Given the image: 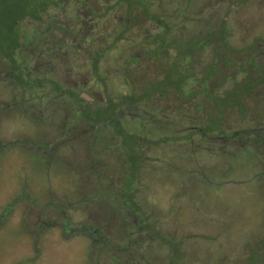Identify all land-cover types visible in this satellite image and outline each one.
Listing matches in <instances>:
<instances>
[{"label": "flooded vegetation", "instance_id": "obj_1", "mask_svg": "<svg viewBox=\"0 0 264 264\" xmlns=\"http://www.w3.org/2000/svg\"><path fill=\"white\" fill-rule=\"evenodd\" d=\"M41 1V8L15 22L18 45L9 54L0 51V154L21 150L47 173L55 168L75 173L80 181L72 189L105 176L102 152L112 153L106 143L123 141V132L138 143L141 124L150 137L169 131L153 125L171 106L169 87L163 100L154 94L162 87L159 76L177 60L200 85L210 60L219 69L226 57L230 78L215 74L214 88L232 91L261 78L264 90V16L251 36L247 21L250 6L262 0ZM242 8L246 37L230 23ZM256 11L259 15L260 8ZM193 47L198 48L188 52ZM99 146L105 149L95 151ZM116 172L120 179L123 171Z\"/></svg>", "mask_w": 264, "mask_h": 264}, {"label": "rangeland", "instance_id": "obj_2", "mask_svg": "<svg viewBox=\"0 0 264 264\" xmlns=\"http://www.w3.org/2000/svg\"><path fill=\"white\" fill-rule=\"evenodd\" d=\"M257 2L250 6V18H247V21L250 20L249 23L252 26L249 30L250 36L253 31L261 29L259 27L255 28L254 24L260 22L261 17L264 16V7H261V4L264 5V1ZM220 3L221 7L226 5L222 2ZM42 5L43 2L41 0H0V51L4 52V54H9L11 49L18 45V33L15 29V22L24 15L37 11L38 7L41 8ZM259 8L260 13L258 15L256 10H259ZM240 10L236 12L232 19L233 21L230 23L231 27L238 28V36L246 37L248 36V30H244L246 26L244 11L243 8ZM222 33L224 32L220 31L219 35ZM194 48H188V52L194 50ZM260 48L258 47V49ZM223 61V63H226L225 59ZM179 63L180 60H177L169 67L168 70L171 68L173 70L169 73L167 82L178 81L180 78ZM262 80L261 78L257 81L248 80L246 83L235 87L230 92L231 95L225 100L227 102L240 103L242 99L241 93L250 91L254 84ZM255 101L259 102L258 100ZM101 116L107 117L108 115L102 114ZM257 118L264 121V112L257 115ZM229 123L236 128L242 129L251 128V125H253V123L247 122L243 118H240L239 121L231 118ZM179 126L172 129V132L179 134L178 132L181 131ZM162 134L163 132L153 136L160 137ZM123 141L129 147L128 154L133 156L134 152H136V139L127 134V132H123ZM104 149L99 146L95 151L98 152ZM188 150L189 145L186 143H172L165 147V151L162 154L155 151L152 152L155 157L152 166H154L156 172L161 170L163 166H168L170 161L181 164L183 170L187 171L184 175L177 174L174 176L171 174L162 180L160 179L161 177H152L151 186L154 187H151V193L149 194V204L157 200L152 205L154 208L151 210L159 214V216L167 218L166 222L174 229L179 230L181 228L178 235L181 236L179 241L181 240L182 242L176 252L179 264H264V261L256 262L257 255H253L250 252V246L251 248L254 246L258 248L263 246L262 248H264V179L255 183L251 182L256 171L243 165L241 162L244 161L241 156L237 157L238 160H232L229 155L225 154L221 160H215L211 164L212 162L207 156L202 158L199 155L200 168L206 171L205 174L207 179H209V182H205L202 177L199 176L200 178H198L193 172H188L197 169L194 158L193 161L190 160L193 166L189 165L188 167L186 165L188 168L181 163V157ZM114 151L107 157H105L107 151L102 152L105 153L102 155L104 157L102 159L107 160L108 164L106 167L104 165L101 170L109 175L117 174V178H119L116 170L123 167L124 156L120 152L122 151L121 149L117 152ZM21 157H27L24 163H20ZM189 158L191 159V157ZM203 159L208 161L205 162ZM11 164H18V168L15 170L16 165ZM175 166L173 165V168L177 169L178 166ZM232 174L233 179H230V182L227 183L229 178H231H228V176ZM130 175L127 184L134 182L135 180L133 179H136L134 172H130ZM158 175L160 176V172ZM121 176L124 177L123 174ZM78 178H76L75 173L57 168L47 173L40 162H37L35 156L30 157L21 150L1 153L0 215L11 202H19L20 200L29 202L33 197L40 198L43 201V204L39 205L42 209L46 206L48 198L59 201H68L70 199L72 201L83 194L91 193L90 191L93 188L99 191L100 196L106 197V188L108 186L106 179L103 178L99 181L98 178L91 177L92 184L86 186L87 188H81V185H79V188L72 189L71 184H78L77 182L80 181ZM117 178L116 180H118ZM233 180L237 181L235 185L232 184ZM240 180L245 181L246 187L236 185ZM84 181L86 182V179ZM213 182L215 184H212ZM224 182L227 184L222 185ZM24 183L32 184V187L27 189L28 193L25 192ZM109 196H111L110 193ZM105 197L102 199H106ZM102 199H99V203L95 205H87L84 208H80L81 210L78 212H71V217L76 221L89 218L103 219L106 222L109 217L114 215L111 214L112 210H109V206L102 202ZM108 199L111 201V198L108 197ZM25 208L24 204L17 206L0 227V264H94L90 256L91 251L86 250L84 244L80 241L81 238H79L78 242L72 239L69 244L62 243L60 245L59 232L54 229L45 231L39 237L40 253L36 260L34 257L36 254L32 248L30 253L26 254L27 246L30 243L29 239L32 238H29L27 230L23 229ZM38 214L36 212L32 213V216L29 217L30 224L37 225L39 223ZM103 224L106 223L103 221ZM259 233H262V236L260 234L258 237ZM91 244L92 242L89 243V245ZM261 254L264 259V249ZM160 255L167 256L166 252L160 253ZM164 261L167 264V261ZM157 264H161V262H157Z\"/></svg>", "mask_w": 264, "mask_h": 264}, {"label": "trees", "instance_id": "obj_3", "mask_svg": "<svg viewBox=\"0 0 264 264\" xmlns=\"http://www.w3.org/2000/svg\"><path fill=\"white\" fill-rule=\"evenodd\" d=\"M224 59L226 63H230L228 58L225 57ZM215 62L213 59L210 60L200 85L195 81V75H188V70L185 72V69H179L181 75L178 81L167 82L169 73L172 72L173 68L167 72V75L159 76L160 80H157V84H161L162 87L158 88L160 89L159 92L157 89L154 97L160 96L163 100L166 90L164 86L169 87L171 106L166 110L163 109L161 119L154 122L153 125L159 123L162 124L160 127L168 126L169 131L164 129L160 137H150L143 132L142 126L144 125L141 124L140 135H138L140 141L136 142V152L133 156L128 154L129 147L124 144V141L110 140L106 143L107 150L111 148L115 150L114 152H117L121 149L120 152L124 156L123 167L119 169L123 171V178L120 177L118 180H116V177L109 178L110 175L105 174L106 172L104 177L103 174H97L99 181L103 178L108 181L106 197L100 196L99 191L93 188L90 191L91 193L83 194L81 197L79 196L69 202L48 198L46 206L43 207L44 210L39 207L40 204H43V201L41 202L40 198L37 197H33L29 202L22 200L11 202L4 209L6 215L4 214V217L3 214L1 215L0 227L17 206L24 204L26 208L23 229L27 230L28 237L32 238H28L30 243L27 246L26 254H29L32 248L36 254L34 256L35 260L40 253L39 237L44 233L42 230L54 229L59 232L60 245L62 243L69 244L72 239L78 242L81 238L80 241L84 244L86 250L91 251L90 256L94 264H103L104 262L105 264H157V262L166 264L164 260L167 261V264H179L176 252L182 242L179 241L181 236L178 235L181 228L179 230L174 229L166 222L167 218L159 216L151 210L154 208L152 205L157 200L149 204V194L151 193V187H154L151 186L152 177H161L162 180L171 174L174 176L177 174L184 175L187 171L183 170L181 164L170 161L168 166H163L161 170L156 172L154 166H152L155 158L152 152L162 154L165 147L172 143L188 144L189 150L181 157V163L185 167L193 166L191 161L194 158L197 169L188 172H193L198 178L202 177L205 182H209V179L205 174L206 171L200 168L199 155L202 158L207 156L211 160V164L215 160H221L225 154L229 155L232 160L241 156L244 161L241 163L256 171L251 182L255 183L264 179V121L259 120V116L257 118V115L264 112L263 84L259 87L260 83L258 82L251 87L250 91L242 92L240 103L227 102L225 99L231 95L230 92L232 91H227L221 87L220 92L219 89L214 88L211 81L215 74H222L221 78L223 79L230 78V75L226 74V63H223V59L220 61L219 69L215 66ZM223 79L220 81L225 85ZM155 85L153 84V86ZM146 90L148 89L145 88L144 91ZM165 113L168 115L163 117ZM170 116L169 121L168 117ZM231 118L238 121L243 118L247 122L253 123V125H251V128H236L229 123ZM163 120L168 122L164 123ZM178 125H180L179 130H181L178 132L179 134L172 132V129ZM173 165L178 166L179 169L173 168ZM130 172L136 174V179H133L134 182L127 184V180L131 176ZM159 172L160 176L158 175ZM232 176L233 174L228 176V178H231L227 183L230 182V179H233ZM109 182L113 184L111 185ZM236 182V180H233L232 184L235 185ZM227 183L224 182L222 185ZM212 184H215V182ZM236 185L246 187L244 180H240ZM25 192L28 193L29 191L25 189ZM109 193L111 196H109ZM103 197L106 199H102ZM108 197L111 198V201ZM99 199H102V202L109 206V210H112L111 214L114 215L109 217L106 222L103 219L89 218L76 221L71 217V212H78L81 210L80 208L87 205H95L99 203ZM34 212H41L40 224H30L29 217ZM103 221L106 224H103ZM260 234L262 236V233H259L258 237ZM91 242L92 244L89 245ZM260 248L255 246L251 248L250 246V252L257 255L256 262L264 261L261 254L264 248L261 250ZM165 252L167 256L160 255V253Z\"/></svg>", "mask_w": 264, "mask_h": 264}]
</instances>
